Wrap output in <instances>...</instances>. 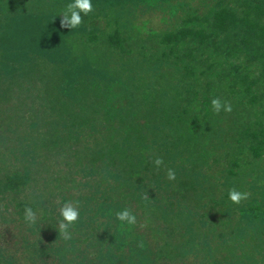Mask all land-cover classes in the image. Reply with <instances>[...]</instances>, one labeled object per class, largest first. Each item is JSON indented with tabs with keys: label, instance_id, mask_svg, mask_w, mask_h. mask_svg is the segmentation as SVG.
Masks as SVG:
<instances>
[{
	"label": "trees",
	"instance_id": "trees-1",
	"mask_svg": "<svg viewBox=\"0 0 264 264\" xmlns=\"http://www.w3.org/2000/svg\"><path fill=\"white\" fill-rule=\"evenodd\" d=\"M69 2L0 0V264H264V0Z\"/></svg>",
	"mask_w": 264,
	"mask_h": 264
},
{
	"label": "clouds",
	"instance_id": "clouds-1",
	"mask_svg": "<svg viewBox=\"0 0 264 264\" xmlns=\"http://www.w3.org/2000/svg\"><path fill=\"white\" fill-rule=\"evenodd\" d=\"M94 5L93 0H70L60 11L57 17H61L60 26L61 28H68L76 30L82 25L84 18L87 17L93 11ZM212 110L219 114L221 111H231V106L226 102H222L220 99L211 100ZM156 166H160L162 160L160 158L154 161ZM169 180L175 178V173L169 169L167 173ZM248 198V193L238 191L236 189H230L228 191V199L234 203L239 204L241 201ZM25 216L24 220L27 224L35 223L36 217L32 208L26 207L24 209ZM60 218L58 221L59 230L65 235L70 236V230L79 218V203L78 202H66L59 210ZM116 220L121 226L127 225L131 227L136 222V216L128 208H124L115 214Z\"/></svg>",
	"mask_w": 264,
	"mask_h": 264
}]
</instances>
